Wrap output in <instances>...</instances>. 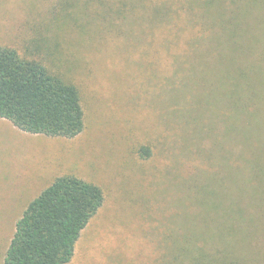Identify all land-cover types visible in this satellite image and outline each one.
I'll use <instances>...</instances> for the list:
<instances>
[{
    "label": "rangeland",
    "instance_id": "rangeland-1",
    "mask_svg": "<svg viewBox=\"0 0 264 264\" xmlns=\"http://www.w3.org/2000/svg\"><path fill=\"white\" fill-rule=\"evenodd\" d=\"M0 45L75 85L84 120L66 138L0 119V264L64 175L103 193L67 264H172L196 239L211 264H264V0H0Z\"/></svg>",
    "mask_w": 264,
    "mask_h": 264
},
{
    "label": "trees",
    "instance_id": "trees-1",
    "mask_svg": "<svg viewBox=\"0 0 264 264\" xmlns=\"http://www.w3.org/2000/svg\"><path fill=\"white\" fill-rule=\"evenodd\" d=\"M246 73H238L237 84ZM233 95L225 92L215 101L207 98L204 102L207 109L229 113L233 98L230 123L235 125L239 146L240 136L247 133L248 123L241 119L249 118V90L235 88ZM0 117L25 132L66 138L79 134L84 125L77 87L40 60L6 45H0ZM102 203L103 193L97 185L73 175L55 178L16 220L4 264H67L81 230ZM191 245L190 250L176 247L172 264L212 263L208 253L200 250L199 239Z\"/></svg>",
    "mask_w": 264,
    "mask_h": 264
},
{
    "label": "crops",
    "instance_id": "crops-1",
    "mask_svg": "<svg viewBox=\"0 0 264 264\" xmlns=\"http://www.w3.org/2000/svg\"><path fill=\"white\" fill-rule=\"evenodd\" d=\"M0 119H2V120H7V119H5V118H1L0 117ZM7 121H9V120H7ZM12 125H13V123L11 122V121H9ZM14 127H16L15 125H13ZM17 128V127H16ZM17 129H19V128H17ZM20 130V129H19ZM29 133V132H28ZM33 134V133H32ZM42 135V134H41ZM44 135V134H43ZM14 226V229H13V233H12V236H13V234H14V231H15V224L13 225ZM12 238V237H11ZM11 240V239H10ZM9 243H10V241H9ZM8 248V247H7ZM7 250V249H6ZM6 252V251H5ZM5 256V255H4Z\"/></svg>",
    "mask_w": 264,
    "mask_h": 264
}]
</instances>
